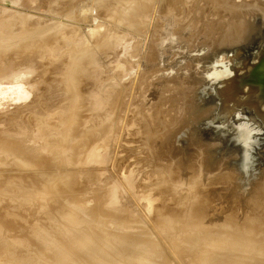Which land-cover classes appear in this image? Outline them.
<instances>
[{"label": "rangeland", "instance_id": "1", "mask_svg": "<svg viewBox=\"0 0 264 264\" xmlns=\"http://www.w3.org/2000/svg\"><path fill=\"white\" fill-rule=\"evenodd\" d=\"M180 1L181 4L183 3L184 5L180 6V4L177 6V4L171 0H152L150 2L149 10L141 13V16H139V23L141 24L142 28L139 31H136L135 29H129L128 26L126 27L123 24V26H121V24L113 23L108 18V15L104 14L106 12L104 10L106 9L100 8L99 11L102 12L97 15V10L95 9V0H0V89L6 94H9L4 97L0 96L1 144L6 143L7 146L10 144L12 145L17 137L22 139L24 138L23 140H27L26 142H28V138H32L34 136L35 139L31 140L33 143H37V147H39L42 136L40 134V136H36L40 130L38 127V130L36 131L35 125H37L36 118L41 120V118H44L43 116H45V122L50 127L49 129L55 130V128H57L56 126L61 123L62 126H58V131L60 133L55 131L52 132V136H58L56 138H59V134L63 135L65 132V124H68L67 117H63L67 116L70 112V94H72V92L77 87V85H74L73 89L66 87V75L63 72L59 73V78L62 79L59 82L57 77H54L56 81L54 78H52V80L49 79L53 83L49 82L48 78L46 79L40 77L39 72H33L34 74H32V70L24 71V76H22L21 71L18 69L20 67L16 68V65H9V63H13L16 60V47L10 44L12 43L18 46L20 50H24L20 53L21 57L24 59H19V61L25 59L28 60L29 57H32L29 60H32L34 66L33 68L37 69V71L48 64L50 70L53 72V69H58V66L62 65L66 61H71L73 58H77L78 56L80 57L81 55L83 58V54L85 52L84 48L88 47L86 50L91 51V56L89 58H84V60H86L84 65L82 66L81 63L79 64L80 69L85 66L88 67L89 72L88 70L86 71L89 74L87 76V83L85 82V85H89L84 89L79 104V113L76 115L78 119L77 117L75 118V120H77V127L71 130L72 135H79L77 141L78 143H76L78 145H74L76 152L75 154L78 155V151L84 150L85 153L87 151L88 154L90 153L91 155L89 154V156L86 154L84 157L85 159L79 155H75L74 167L72 165L74 161H72V163L68 164L67 166H58L55 164V162H51L52 164H45V162H43V166L46 167L43 168L42 163H40L37 165L40 167H34V171L32 172V168L26 167L25 169H22L13 159L9 158V160H5L3 152H0V162H8H6L7 164H0V221L2 220L0 225V264L1 261L2 263L4 262L3 264H28L33 257L35 258L32 260L34 261L33 264H39L38 257L40 256L39 254L41 252V250L37 249V245L41 247L39 240L37 238H33L32 243L28 244L27 246L26 244L23 245V243L19 242V240H23V238L28 239L31 237L30 229L28 228L27 223L33 220H40L44 222L43 226H45L47 229H50L52 225L57 229L61 228V226L65 224L71 225L73 222L80 220V215H75L71 217L70 220L66 219L70 213V206H73L77 202L79 203L77 204L80 208H78L79 211L86 216L91 215V217L88 216V218H92V222L95 221V216L98 214V212H106L108 214L111 213L109 209H114L113 211L120 209L117 211L119 214L116 213L117 216H115L117 219L116 223L122 222L124 224V222L131 219V221L140 220V223L134 224L143 226L145 224L143 222L146 220H143L144 214H142L141 207L145 203V199L148 197L157 198L158 196L154 193L155 186L144 190L142 185L139 184H141L143 181L146 185H152L154 184V181L156 183L157 181L161 180L165 174H159L161 172L164 173V171H159L162 167H165V165H167L166 169L168 167H171L170 169L175 167L174 169H176V167L180 164L181 166L179 165L177 170L178 168L181 169L179 171L180 173L181 171H185L182 172L185 173V175L190 174L192 172L191 170H193L191 173L192 175L195 174L197 170L201 171L202 175L200 176L201 178L203 177L202 181L205 182L202 189L204 192L203 195L207 190L210 189L211 192L215 194V197L217 196L216 199L220 201L219 202L216 199L214 200L213 195L210 197L211 199L213 198V201L211 200V204L207 202V200L206 204L211 205L209 206L211 208L215 207L216 204L221 206L222 209L219 211L221 213V215L219 214V218L223 217V215L225 216L229 212H232V210L235 211V207H237L236 205L239 203L238 205H240V208L238 214L239 216L241 215L239 219V222H241V218L244 216H242V214H247L250 207H252L251 209L256 208L255 206H249L247 209L246 206H248V200H251L252 203L257 200L256 198L259 200L258 195L255 197L253 195V197L256 199L254 200L253 197H251V193H253V189L254 191L257 190L256 192H258L259 187L257 189L256 187L259 186L260 178L264 177V99L262 97L264 94V89L262 85L261 88L259 86L260 89L255 95L254 88L244 84L243 81L246 78L249 80V73H251L254 68L264 61V0H234L240 4L257 3L259 5V9L256 6H253L250 8V11L247 9H242L239 11H234L233 13H227L228 15L225 14V16L223 15L226 12L222 11L221 8H218L216 10L217 13L214 14L212 11V6L208 4L209 6L203 12V17L201 15L202 12H200V9L207 6L204 1ZM86 9L89 11H83ZM80 10L83 13H86L85 16L88 15L87 12L92 13L93 10L95 13L93 12V14H91L92 19L86 23L87 19H82L83 13ZM70 11L72 13V17H67L68 12ZM69 18H73V20L71 21ZM241 18L247 19V23H249V37L246 41L240 42L236 45L227 46V44L223 42L226 39L228 40L231 37L234 38L235 35H237L235 27L231 29V31H227V24L235 25ZM201 19L203 21H199ZM50 24H61L63 26L54 31L52 27H50L53 32H51V29L48 27V31L52 34L48 41L38 45V49H42L43 51H38V54L36 51V56H34L36 58H33V49L27 50L26 46L38 44L39 40L34 39L36 37V32L39 30V28L45 29L44 27H47ZM25 25L29 31H33L35 33L32 35L33 37L25 36ZM61 33L64 37L62 40H58L61 36ZM104 36L110 39L107 47H104V45L101 43V38ZM112 36H114V38H112ZM6 45H9V47L6 48ZM53 49L57 50L56 55L52 54ZM45 50L47 52H45ZM41 52L44 53L42 54ZM58 52H60V55ZM46 55H48V57H46ZM96 55L97 57L95 58ZM92 56H94L93 58L95 59H93V64L91 62ZM11 60L13 61L11 62ZM59 60H63L64 62H60ZM60 70L61 69H59V71ZM33 71L35 70L33 69ZM36 73L38 74V77L36 76ZM25 77H28V80L31 83H33L34 80H37V84L41 83V81H48L50 87L41 93L39 92L40 90L35 91V89H40L39 86L37 88L35 87V89L32 91V84L30 85V88L28 86L30 82H25L28 81L25 79ZM146 79H148V81ZM11 81L20 82H18L19 85H17L18 94L16 92L11 93L8 91V88L12 86L10 83ZM55 82L57 83L55 84ZM143 82H146L147 84H144ZM42 83L39 85L42 86L44 84ZM179 85L184 86L179 87ZM46 87L48 86L46 85ZM142 90H145V92H142ZM161 101H164V103ZM191 104H193V107H190ZM155 105L156 107L157 105L159 106V111H156H161L160 115L163 112V116H160L162 119L159 118V115H156L157 113H154L155 116H152L154 115L152 113L154 112L153 107ZM133 111H140L141 113L143 111L142 115H144V118L145 114L147 117L150 116L151 121L154 124L153 126H155L157 123L156 126L158 127V125L161 124V120L163 119V121H167L166 123L169 126L171 125V121L173 123L174 120L176 124L173 123L174 126L171 125L169 127L170 130L167 129V132L172 131L171 133H167L165 131L167 136L165 135V139H163V141H159L158 138L159 136L161 138L164 137V130L161 133L163 136L159 135L158 138H154L155 140L153 139L154 141L152 142V145L154 146L156 144L155 146L160 148L159 156H155L153 162L152 157L144 153H139L138 155L133 154L134 156L131 155L128 157L129 159H127L126 162L131 163H125L127 167L124 168H127L128 170L126 175L130 177V181L125 185L117 182V176L113 174L111 168L113 167L114 161L116 162V160H121V158L127 155V151H124V149H131L134 148V146L139 145L132 141L133 138L136 139L137 137L131 134L134 132L133 130H138L139 126L137 124H141L138 118L131 119L132 122L129 123V127L128 125L127 127H124V121L126 117H129L130 115L132 116L134 113ZM50 112L55 114V116H51L52 119L46 118V114ZM190 112L194 114L191 115ZM138 114L139 113L136 115ZM156 116L157 119L159 118V120L156 119ZM155 120H157V122ZM158 121H160V123ZM38 126L41 127L40 124ZM42 128L46 129V127ZM59 128L65 129L60 130ZM120 129L121 137L118 138L119 136L115 132H117V130L119 131ZM159 129L161 130L162 128ZM128 130H130L131 133ZM32 133L33 135H31ZM6 138L10 139L7 140ZM12 138H14V140H12ZM102 138H104V140ZM22 139L21 141L20 139L18 141V143L20 142V144H18L19 148H24V142L22 143ZM80 139L81 142L79 141ZM166 139L169 140L166 142ZM96 141L99 142L96 143ZM29 144L30 143L26 145ZM165 144L167 148H164ZM212 144L216 146L213 147ZM86 145L88 146L87 149L85 147ZM121 145H123L125 148ZM89 148L91 151H89ZM8 149H10V146ZM58 149L56 152L60 151V148ZM165 149L167 151H165ZM163 150L165 152H163ZM199 150L202 151L199 152ZM93 151L111 155H108V157L111 158L110 163L103 165V168L107 167L104 170L105 172L103 171V175L100 173L99 175L93 174V176L89 172L85 171V173L82 170L75 169L77 166L76 160H79L80 158L85 163L90 164V158L94 153ZM84 152L82 154H84ZM32 153L34 155L35 152ZM36 154L37 156L41 154V158H44V156L48 155L47 151L45 150H40L38 153L36 152ZM87 155L89 156L88 158ZM178 157L180 160H175V158L178 159ZM200 157H202V161L203 157L205 158V160L202 162L203 164L201 163ZM196 158L197 162L194 161ZM136 159L139 160L136 161ZM174 160L178 162L180 161V163L175 165V163L178 162L174 163ZM187 164H194L195 167L194 165L188 166ZM199 164L202 165L201 170L199 169ZM93 165L90 164L88 167L84 166L87 168L85 170L92 169ZM187 166L193 168H187ZM84 167H82V169ZM39 168H42L47 172H43L41 169L39 171L40 174L37 175L38 177L34 178L35 174L33 175V173H37ZM195 168L197 169L196 172ZM108 169L111 171L110 173ZM81 172H83L84 175L80 174ZM145 172L147 173L145 174ZM214 172L217 175H215ZM203 173L207 174L205 175L207 177H205ZM209 173H213L212 176L217 177L216 181L214 179L215 177H212L214 180L212 178H208L210 175ZM225 173L228 176L230 175L231 178L225 179L228 177L225 175ZM232 173L235 177L232 176ZM18 175H22V178L19 181L23 182H18V184H10V180L17 179ZM31 175H33V178H31ZM58 176L64 178L65 176H69V184L66 183L67 185H64L65 187H63L64 189L62 188V193L59 197V200L56 199V201L59 202L58 205L56 204L57 206L53 205L55 210L50 211L47 215L36 213V211L33 210L32 202H29V205H24L18 204V202L14 201L13 198H8L9 194H7V190L13 195H26L23 192V189L31 188L29 192L32 193V196L34 194L37 195L38 193L45 194V191L48 188L47 185L55 182ZM150 179L152 180L150 181ZM210 181L212 183H210ZM161 182H164V180L162 179ZM227 182L230 184L232 183V185L230 186V184ZM33 183L35 184L33 185ZM60 184L61 182L58 180L55 182V187L59 186ZM217 187L220 190L217 189ZM214 191L216 193L221 191L219 194H222V196H219L223 198L219 197L218 194L214 193ZM80 193L87 194L86 196H83V198H88L90 203L88 202L86 204H82L84 201H78L76 195ZM89 193H94V196H89ZM206 193L209 194L208 191ZM106 197L107 201L105 199ZM202 198H199L200 201H205V199ZM249 198H252L254 201ZM262 198L264 199V194L262 195ZM262 198L259 201H263ZM49 200L50 199L47 201ZM133 200L136 201L135 204L133 203ZM204 201L202 203H205ZM214 202H216L215 205ZM226 202H228V205H226ZM252 203L249 202L250 205ZM254 203L257 204V202ZM100 205H102V207ZM124 205L126 208H123L125 207ZM106 208H108V210H105ZM123 209L126 211V213L123 211ZM251 209L250 211H253ZM176 214H178V212H175V215ZM8 215L12 216L9 217ZM185 215L186 214H183V216L178 219L181 224L187 221V215ZM4 216H6V220H3ZM162 219L164 220V218ZM99 220H103V218H100ZM243 220L245 221L247 219ZM122 223H120L121 227H123ZM236 223L232 224L231 229L229 227L228 231L229 233L231 232L233 234L236 232L237 236L243 238L245 233L235 231V228H237L236 225L238 224ZM181 224H179V227L176 228L177 231L182 228ZM125 226L126 225H124V228ZM78 227L80 230L71 236V246L73 247L71 251H73V254L79 252L81 249L78 244H80L82 239L77 235H79L80 232L85 229L81 223L78 224ZM116 227L109 229V231H118V229L116 230ZM217 228L221 229V227H215V229ZM196 230L193 231L195 232ZM148 231L150 232V230ZM189 231L191 230L189 229ZM189 231L188 233H190ZM257 234L259 235V233ZM236 235L234 236L238 241L239 237L237 239ZM120 237H123V235ZM244 237H246V235ZM14 238L18 242L13 243L12 239ZM241 238L239 239L240 241H242ZM255 239L257 240V237L254 238V240ZM246 240L247 239L243 241L246 242ZM35 248L37 250H34ZM241 248L238 249V253H244L246 248H243V250L240 251ZM255 248L258 249V247ZM56 252V250L49 251L46 257H51L49 259H54ZM214 253H216V251ZM255 253L259 252L256 251ZM12 255L14 256L12 257ZM233 258L234 260H231L232 263H236L237 260L235 257ZM263 258L264 256L260 255V260L258 259L259 262L256 261V259H254V261H250L248 259L249 261H246L245 263L252 264L254 262V264H262L260 262L264 261ZM32 261L30 264H32ZM40 262L42 261L40 260ZM76 263L92 264L91 261L87 259H84L80 262H72L71 264ZM158 264L173 263L162 259L158 262ZM236 264H238V262Z\"/></svg>", "mask_w": 264, "mask_h": 264}, {"label": "bare ground", "instance_id": "2", "mask_svg": "<svg viewBox=\"0 0 264 264\" xmlns=\"http://www.w3.org/2000/svg\"><path fill=\"white\" fill-rule=\"evenodd\" d=\"M151 1L152 0H98V1L95 0V6H96L95 9L97 10V13H96L97 15H99V13L102 12V11H99L100 8L106 9V10H104V11H106L104 14L108 15V18L113 23L121 24V26L125 25L126 27L128 26L129 29L131 28L132 30L135 29L136 31H139L142 28L141 24L139 23V16H141V13H144V12H146V11L149 10V6H150V2ZM171 1L174 2L175 4H177V6L181 4V1L180 0H171ZM202 1H204L205 4L207 5V6H205V8L200 9V12H202L201 13L202 17H203L204 10H206V8L209 6L208 4H210L212 6V11L214 12V14L217 13L216 10L218 8H221L222 11L226 12V13H224L223 16H225V14H227V13L228 14L229 13H233L234 11H239V10H242V9H247V10L250 11V8L253 7V6L254 7L256 6L259 9V5L257 3L240 4V3L235 2L234 0H202ZM182 5H184V4L182 3L180 6H182ZM92 7H94V6H92ZM90 9L92 10L91 7H90ZM94 10H93V12H94ZM83 11H89V10L86 9V10H83ZM93 12L92 13L91 12H87L88 15H86V16H85L86 13H83L82 12L83 13L82 14V19L83 20H86L87 19L86 20V23H87V21H90L92 19V15L91 14H93ZM71 14H72L71 11L68 12L67 17H72ZM23 19H25V18H23ZM69 19H71V21L73 20V18H69ZM199 21H203V20L201 19ZM80 23H81V21H80ZM62 26L63 25H61V24H54V25H51L50 24L47 27L45 26L44 27L45 29L39 28V30L35 34L33 31H29V29H27V27L25 25V32H26V35L25 36H31V37H33L32 35L35 34L36 37L34 39L35 40L36 39L39 40V43L38 44H32V45L26 46L27 47V50L33 49V52H32L33 53L32 54L33 58H36V57H34V56H36V53H35L36 51H37V54H38V51H41L42 50V49L41 50L38 49V47H39L38 45L40 43H43V42L48 41V39L50 38V36L52 34V33H50L48 31V27H49V29H51L50 27H52V29L54 31L56 29L61 28ZM227 26H228L227 31H229V30L231 31V29H233L235 27L236 34H237V35H235L234 38L231 37L230 39H228V40L226 39L223 42V43H226L227 46L236 45V44H238L240 42H243V41H246L248 39V37H249V23H247V19H245V18L242 19L241 18L237 24H235V25H233V24H231V25L227 24ZM52 29H51V32H53ZM63 37L64 36H62V33H61V36L59 37L58 40H62ZM112 38H114V36H112ZM101 40H102L101 43L104 45V47L105 46L107 47L108 43L110 42V39H108V37L104 36V37L101 38ZM10 45H13L14 47H16V49H15V58H16V60L13 63H9V65H12V66H15L16 65L15 66L16 68L17 67H20L18 69L21 71V75L22 76H24V71L32 70V74H34L33 72H39L40 77L46 78V79L48 78V81L49 82H51L49 79L52 80V78H54V77H57L58 78L57 80L59 82L60 80H62V79L59 78L60 77V74L59 73L63 72L66 75L65 76V78H66L65 79L66 87H69L71 89H73V86L74 85H77V87L72 92V94H70L71 95L70 112H69V114L67 116H64L63 117V118L67 117L68 124H65V128L66 129L65 128H63V129L59 128L60 130H64L65 129V132H64L65 135L64 134L63 135L59 134V138H56L58 136H56V137L55 136H52V132L53 131H55L57 133H60L58 131V126L61 127L62 125H61V123L58 124L56 126L57 128H55V130L54 129H49L50 127L45 122V116H43L44 118H41V120H39V119L36 118L37 125H35L36 126V131L38 130V127H39V130H40V132H38L36 136H38L39 134L42 136L41 143H40V146L39 147H37V143H33V141H32L33 139H35L34 136L32 138L29 137L28 138V142H26L27 141L26 139H25L26 141H24L23 140L24 138L22 139V138H18L17 137L18 140L15 139V141L13 143L11 141L14 140V138H12V140L9 141V142L12 143V145L11 144L9 145V142H8V145L10 146V149H8L9 146H7L6 143H4V144L2 143L3 145L0 143L1 144V146H0V152L1 153L3 152V154L5 156V160H7V159L9 160V158L10 159H13L14 161L17 162V165L20 166L22 169L23 168L25 169L26 167L32 168V170H31L32 172L34 171V167L36 168V166L38 164L42 163V166H43L44 165L43 162H45V164L46 163H51V162L54 163L55 162V164H57L58 166L59 165L60 166H64V165L67 166L68 164L72 163V161H74V163L72 164L73 167H74L75 166L74 157L76 155L75 154L76 152H75V146L74 145H78L76 143H78L77 141H78L79 135H76L74 133H73L74 135H72L71 130L72 129H75L77 127L76 126V124H77L76 121L77 120H75V118L77 117L76 115L79 113V106H80L79 104H80V101H81V98H82L83 91L89 85V84H87V86L85 85L87 76L89 74L88 73L89 72L88 67L85 66L87 68L86 69L85 67H82V66L84 65V62H86V60H84V58H89L91 56V51L86 50L88 47L87 48H84L85 52L83 54V58H82V55H81L80 57L78 56L77 58H73L71 61H68V62L66 61L62 65H59L58 66V69H53L54 70L53 72L50 70L48 64L45 65L43 68L38 69V71H37V69L33 68L34 66H33L32 60H29L32 57H29L28 60L25 59V60H22V61L20 60L19 61V59H24L20 55V53L22 51H24V50H20L18 46L14 45L12 43ZM50 46H52V45H50ZM8 47H9V45H6V48H8ZM53 47H56V46H53ZM57 49H58V47H57ZM73 50H74V48H73ZM45 52H47V51L45 50ZM56 53H57V50L56 49H53L52 54L53 55H56ZM72 53H73V51H72ZM58 54L60 55V52H58ZM39 57H40V55H39ZM46 57H48V55H46ZM93 57L94 56H92V61H91L92 64H93V59H94ZM96 57H97V55L95 56V58ZM54 58H53V60H54ZM37 59H39V58H37ZM12 61L13 60H11V62ZM55 61H57V60H55ZM62 61H60V62H62ZM94 62H96V61H94ZM54 63H56V62H54ZM80 63L82 64L81 67H82L83 70L80 69V67H79V64ZM42 66H43V64H42ZM50 67H51V65H50ZM33 69L35 71H33ZM59 69H61V70L59 71ZM86 70H88V72ZM75 72H76V74H75ZM0 75H1V73H0ZM36 76L38 77V74L37 73H36ZM28 77L27 78L25 77V79L28 80ZM25 79H24V81H25ZM54 80H55V78H54ZM146 80L148 81V79H146ZM19 81H11L10 83L12 84V86L8 88V91H10L11 93H15V92L17 93L18 92L17 91V85H19V83H20ZM36 81L34 80L33 83H31L29 80L28 81H25V82H27V83L30 82L28 84L29 87L32 84L31 85V87H32L31 90L32 91H33V89H35V87L37 88L39 86L40 89H35V91L36 90L37 91L40 90L39 91L40 93L41 92H44L45 89H48L50 87L49 84H48V81H46V82L45 81H41V83L42 82L44 83V84L42 83L43 84L42 85L43 87L40 86L41 83H39L40 84L39 85V84L36 83ZM51 83H53V82H51ZM56 83L57 82H55V84ZM106 83H108V82H106ZM46 85L48 87H46ZM180 85H181V83H180ZM180 85H179V87H183L184 86V85L183 86H180ZM136 90H135V92H136ZM142 92H145V90L144 91L142 90ZM183 92H184V90H183ZM7 95H9V94H6L5 92H3L0 89V96H3L4 97V96H7ZM35 96H38V95H35ZM98 100H99V97H98ZM32 102H33V100H32ZM161 102L164 103V101H161ZM175 102H176V100H175ZM136 103H137V101H136ZM158 107H159L158 105H157V107H156V105L153 107L154 108V110H153L154 112L152 114H154V113L156 114L157 113L156 115H159V118L162 119V117H160V116H163L162 115L163 112L160 115L161 111L160 112H157L156 111V110H158ZM160 107H161V105H160ZM190 107H193V104H191ZM190 109H192V108H190ZM143 111H142V113H143ZM126 112H127V110H126ZM136 112L139 113V114L136 115L137 114ZM136 112H134L132 116L131 115L130 116L128 115L129 117H126L125 121L124 120L123 121L125 123L124 127H127V125L129 127V125H130L129 123L132 122L131 119H133V118H138V120L141 122V124H137L139 126L138 130H136V131L133 130L134 131L133 133H131V131L128 130V131H130V133L132 135H134L135 137H137L136 139L133 138L132 141L135 142V143H137V144H139V145H136V146H134V148H131V149H129V148L124 149V151L125 150L127 151V155H125V157L121 158V160H118V161L115 159L116 158L115 157L114 159L116 160V162L114 161L113 167L111 168V171L113 172V174L115 176H117V178H116L117 182L118 183H121V184H125V185H126V183H129V181H130V177L126 175L128 173V170H127V168H124V167H127L125 165V163H131V162H126L127 159H129L128 157L131 156V155H133V154L134 155H138L139 153L140 154L141 153H144L146 155L151 156L152 159H153L152 160V162H153L155 156H157V157L159 156V149H160L157 146H155L156 144L154 146L152 145V142L155 140L154 138H158L159 135H162L161 133L164 130V132H163L164 133L163 134L164 137L161 138L159 136V138H158L159 141L160 140L163 141V139H165L166 132L168 130H170L169 127L171 125L174 126L173 123H175V120H174L173 123L171 121V125L169 126L166 123L167 121H163L164 120L163 119V120H161V124L158 125V127L160 126L159 128H162L160 130L156 126L157 123H156L155 126H153L154 124L152 123L150 116L147 117V115L145 114V118L147 117L145 119L144 118V115H142V113L140 111L139 112L136 111ZM191 112H192V110H191ZM191 112H190L191 115L194 114V113H191ZM155 114L152 115V116H155ZM51 116H55V114L53 112L52 113L50 112V113H47L46 114V118L52 119ZM159 118L157 119V116H156V119L157 120H159ZM77 119H78V117H77ZM157 120H155V121L157 122ZM158 122L160 123V121H158ZM39 124L41 125V127L38 126ZM42 127H46V129H44ZM120 132H121V129L119 131L117 130V132H115L119 136L118 138L121 137ZM171 132H167V133H171ZM113 134H111V135H113ZM31 135H33V133ZM25 138H26V136H25ZM83 138H81V139H83ZM118 138H117V141H118ZM6 139L8 140L10 138H6ZM19 139H20V141L22 139V143L24 142V144H23L24 146L22 145L24 148H19L18 147L19 146L18 144H20V142L18 143ZM81 139L79 140L80 142H81ZM95 139H97V138H95ZM102 139L104 140V138H102ZM168 140L169 139H166V142ZM127 141H129V140H127ZM97 142H99V141H96V143ZM25 143L26 144L30 143V144L29 145H26ZM113 143H114V141H113ZM162 143H165V142H162ZM101 144H103V143H101ZM87 145L85 146L86 149L88 148ZM100 146H102V145H100ZM121 146H123V145H121ZM201 146H203V145H201ZM214 146H216V145H213V147ZM58 148H60V151L56 152ZM90 148H89V151H91V149H93V148H91V149ZM164 148H167L166 147V144L164 145ZM40 150L47 151L48 155L44 156L45 159L43 157H42L43 159L41 158V156H40L41 154H39L37 156L36 152L38 153ZM96 150H97V148H96ZM82 151L84 152V150H82ZM82 151H78V155L84 158L85 155L88 154V152L86 151V153L84 152V154H82L83 153ZM165 151H167V150L165 149ZM165 151L163 150V152H165ZM200 151H202V150H199V152ZM32 152H35L34 153L35 156L33 155ZM93 152L94 153H93V155L90 158V164L91 165L94 164L95 167L93 165V167L91 166L92 169L85 170L87 168H85L84 166L88 167V166H90V164L89 163H85L80 158L79 160H76L77 161V166H76L75 169L82 170L83 172H85V171L86 172H89L92 175L93 174L99 175L100 173H102V175H103V173L105 172L104 170L107 168V167L106 168H103V165H106V164L110 163L111 158H109L108 155L109 156H111V155L110 154L106 155L105 153L103 154L101 152H95V151H93ZM154 152H155V154H154ZM199 152H198V155H199ZM201 153H203V152H201ZM78 155H76V156H78ZM88 155H87V158L91 154L89 156ZM181 156H182V154H181ZM200 156H201V154H200ZM197 158H199V157H197ZM197 158L194 161L197 162ZM201 159H202V157H200V160ZM137 160H139V159H136V161ZM171 160H173V159H171ZM175 160H180V159L178 157V159L175 158ZM175 160H174V163L175 162H178V161H175ZM204 160H205V158L203 157V161ZM203 161L201 160V163ZM6 162L7 161H5V163ZM5 163H4V161H1L0 162L1 165L2 164H5ZM179 163H180V161L178 163H175V165L176 164L178 165ZM87 164H89V165H87ZM189 164H190V162H189ZM179 165L177 167H179ZM191 165H188V166H191ZM188 166H187V168H191V169L193 168V167H188ZM199 166H200L199 169L201 170L202 169V165L199 164ZM15 167H16V165H15ZM37 167H40V166H37ZM44 167H46V166H43V168ZM82 167H84V168L82 169ZM128 167H130V166H128ZM166 167H167V165H165V167H162L161 170L159 171V172L164 171V173H162V172L159 173L158 172L159 174H165V176L162 177V179L164 180V182H161L162 179L159 180V181H157L155 179L157 182L155 183V181H154V184H152V185H146L145 182H143V181H142L141 184L138 183L139 185H142V188L144 190H146L147 188L150 189L151 187L155 186L154 193H155V195L158 196L157 198L148 197L147 199H145V203L142 205V207L144 209L141 207L142 214H144L143 215L144 216L143 217V220L144 219L146 220L145 222H143V223H145L143 226H138V225L134 224V223H140V220L139 221H133V220L131 221V219H130L129 221L127 220L126 222H124V224L122 222H120V223L123 224L122 225L123 227H121L119 222L116 223L117 219L115 218V216H117V214H119V212L117 213V211L120 210L119 208H118L119 210H117V211L115 210L116 212L113 211L114 209L113 210L109 209V211H111V213H108V214L106 212H103V213H99L98 212V214L96 213L97 214L96 216L94 214H92V215L95 216V221L92 222L93 221V220H91L92 218H88V216L91 217V215H87L86 216L82 212L79 211L80 208L77 205L79 203L77 202L73 206L72 205L70 206V213L66 217V219L67 220H70L71 217H73L75 215H80L79 216V219L80 220H77V221L73 222L71 225H66L65 224V225L61 226V228H58V229L55 226H53V225L50 227V229H47L45 226H43L44 222H42L40 220L39 221L38 220L30 221L27 224H28V228L30 229L31 237H29L28 239H24L23 238V240H19V242L20 243H23V245L26 244V246H27L28 244H31L32 243L33 238H37L39 240V242L41 244V247H42L41 248L39 245H37L38 247L36 246L37 249L41 250V252L39 254L40 256L37 255V256H39L38 257L39 264H71L72 262H80V261H83L84 259L90 260L92 264H158V262L160 260H162V259L163 260H168L169 262H172L173 264H236L237 262H238V264H244L246 261H249V260L250 261H252V260L254 261V259H256L257 257L258 258L256 259V261L259 262L260 255L261 256H264V241H263V239H264V204H263L264 199L262 198V195L264 194L263 193L264 192V188H263L264 187V177L262 176L263 178H260V180H259V186L256 187V189L259 187L258 188V192H256L257 190L254 191V189H253V193H251L252 195L250 194L251 197H253V195H254V197L258 195L259 196V200H261V198H262L263 201H259L258 198H256L257 199L256 200L254 197H253V199L256 200V201H254L252 198H249V199H252L254 202H257V204H255L254 202L252 203L251 200L250 201L248 200L247 201L248 202L247 203L248 206H246L247 209H248L249 206H255L258 209H256L255 207H253L255 209H251L252 207H250L249 210H248V212H247V214L245 212H243L245 214H242V216L243 215L244 216H243V218H241V222H239V219H240V216L241 215L239 216V214H238L239 208H240L239 207L240 205H238L239 204L238 202H237L238 204L236 205L237 207H235V211L232 210V212H229L225 216L222 214L223 217H220V218H219V216L221 215V213L219 211H221V209H222L221 206L219 204H216L215 207H212L211 208V207H209L211 205L206 204L207 202H209L211 204V200L213 198L215 200L217 196L215 197V194H213L210 189L207 190V191H208L209 194H212V195L207 194L206 193L207 191L205 192V194L208 195V196H206L205 194H204L205 196L203 195L204 192H203L202 189L204 187V183L205 182L202 181V178L203 177L201 178V176H200V175H202V172L201 171H199V170H197L195 168V172L197 170L196 173H199V172H201V173H199V174H196L195 173V174L192 175L191 173L193 172V170H191L192 172L190 174L185 175V173H182V172H185V171H181V173H180L179 171L181 169L178 168V170H177V167H176V169H174L175 167H173V164H172V167H173L172 169H170L171 167L170 168L168 167L166 169ZM194 167H195V165H194ZM164 168H165V170H164ZM41 169L42 168H39L38 171H37V173H33V175L35 174L34 175V178L35 177L36 178L38 177L37 175L40 174L39 171ZM21 171H24V170H21ZM41 171L47 172V171H44V169H42ZM108 171H109V173L111 172L109 169H108ZM188 171H189V169H188ZM83 172H81L80 174H83L84 175ZM25 173H27V172H25ZM25 173H23V174H25ZM146 173L147 172H145V174ZM263 173H264V170H263ZM26 175H29V174H26ZM33 175H31L32 176L31 178H33ZM153 175H154V173H153ZM205 175H207V174H204V176ZM212 175H213V173L210 174L208 176V178L211 179L212 177H215L214 179L216 181V178L217 177L216 176H212ZM215 175H217V174L215 173ZM225 175H226V173H225ZM226 176H228V175H226ZM232 176L235 177L234 174ZM17 177L18 178L15 179V180H10L9 183L10 184H13V183L18 184V182H23V181H19L22 178V175H18ZM205 177H207V176H205ZM229 178H231L230 175L228 177H226L225 179H229ZM152 179H150V181ZM58 180H59V182H61V184L59 186H57L59 188L55 187V182H57ZM231 181H233V180H231ZM55 182H53L52 184H48L47 185L48 188L45 191V194L38 193L37 195L34 194L32 196L31 195L32 193L29 192L31 188L23 189V192L26 195H18V194L13 195L11 192H8V190H7V194H9V197L8 198H10V199L13 198L14 201H17L18 202V204H24V205L28 204L29 205V202H32L33 210L36 211V213H42V214H46L47 215L50 211L55 210L54 209L55 207H53V205L54 206H57L58 205V202L59 201L57 202L56 199L59 200V197H60V195L62 193V188L65 187L67 184H69V176H65V178L64 177H61V176L60 177L58 176L56 178ZM210 183H212V182L210 181ZM227 183H229V182H227ZM257 183H258V181H257ZM34 184L35 183H33V185ZM119 185H115V186H119ZM231 185H232V183L230 184V186ZM120 186H122V185H120ZM136 187H135V189H136ZM207 187H208V185H207ZM228 188H230V187H228ZM124 189H125V187H124ZM217 189H219V188L217 187ZM201 191H202V193H201ZM93 192H95V191H93ZM214 193H216V192L214 191ZM219 193H221V191ZM219 193H216V194H218V196L219 195L222 196V194H219ZM93 194L89 193V196H94ZM86 195L87 194H84V193L81 194L80 193V194H78L76 196H77L78 201H80V202H83L84 201L82 204H86V203L89 202V199L88 198L87 199H86V197L83 198V196H86ZM213 195H214V197L211 199L210 197L213 196ZM221 196H219V197H221ZM4 197H5V195H4ZM112 197H113V195H112ZM80 198H82L83 200L80 199ZM199 198L200 199L201 198L202 199H205V201L203 200L205 203H202L203 201H200ZM221 198H223V197H221ZM48 199H50V200L47 201ZM105 199L107 201V197ZM135 200H133L134 202L132 201L134 204L137 201V200L136 201ZM206 200H207V202H206ZM217 201H219V200H217ZM249 202L252 203V204L250 205ZM102 203H104V202H102ZM215 203L216 202H214V205H215ZM18 204H17V206H18ZM102 205H104V204H102ZM102 205H100V206L102 207ZM226 205H228V202H226ZM232 206H230V207H232ZM137 207H138V205H137ZM123 208H126V206L123 207ZM241 209H242V206H241ZM250 209L253 210V211H250ZM105 210H108V208H106ZM121 210H122V208H121ZM123 211H124V209H123ZM124 212L126 213V211H124ZM175 212H178V214L175 215ZM5 214H6V212H5ZM183 214H186L187 215V216L185 215L187 221L185 223L183 222V224H181L178 219L181 218L183 216ZM6 216H7V214H6ZM6 216H4L5 218L3 217V220L4 219L5 220L7 219ZM11 216H9V217H11ZM100 218H103V220H99ZM162 218H164V220ZM243 219H247V220L244 221ZM128 222H130V223H128ZM1 223H2V220L0 221V225H1ZM79 223H81L82 226L85 229L82 232H80L79 235H77V236H79V238L82 239V241L80 242V244H78V246H80L81 249L79 250V252L73 254V251H71L73 249V247L71 246L72 245V243H71V236L73 234H75L78 230H80L79 227H78V224ZM234 223L237 224V225L235 224L236 227H237V228H235L236 229L235 231H237V232L238 231L243 232V233H245L246 237L249 238L248 239V238L244 237L245 236L244 234L239 233V234L244 235L243 238L247 239L246 242L243 241L245 239L237 236L236 235L237 234L236 232H234V234L230 232L232 235L229 233V231H228L229 230V227L231 229V226ZM179 224H181V227L182 228H180V230L177 231L176 228L179 227ZM124 225H126L125 228H124ZM238 225H239V227H238ZM217 226L218 227H221V229H218V228L215 229V227H217ZM114 227H116V230L118 229V231L110 232L109 229L114 228ZM195 227L197 228V230H196ZM189 229L191 231H189ZM148 230H150V232ZM193 230H196V231L194 232ZM188 231L190 233H188ZM257 233H259V235ZM122 235H123V237H120ZM234 235H236L237 239H238V237H239V239L241 238L242 241H240L239 239L237 241ZM231 236H233V237H231ZM255 236L257 237V240L256 239L254 240V238H256ZM12 240H13L12 241L13 243L18 242L15 238L12 239ZM2 244H4V243H2ZM37 244H38V242H37ZM15 246H17V245H15ZM241 247L246 248L245 251H244L245 254L247 253L246 255L243 252H241V253L239 252L238 253V249L241 248ZM255 247H258V249L255 248ZM243 248H241L240 251H242ZM254 248H255V251H254ZM14 249H13V251H14ZM37 249L35 248L34 250H37ZM53 250H56L57 251L56 252V255L54 256V259H49L51 257L47 258L46 256H47L48 252L49 251H53ZM236 250H237V252H236ZM29 251H31V250H29ZM215 251H216V253H214ZM256 251H258L259 253H255ZM35 252H37V251H35ZM70 254H73V255H70ZM33 255H34V253H33ZM0 256H1V254H0ZM13 256L14 255H12V257ZM243 256H244V258H243ZM245 256H247V257H245ZM12 257H10V258H12ZM233 257H235V259L237 260V262L234 261L236 263H232L231 260L232 259L234 260ZM33 259H35V258L33 257L32 260ZM40 260L42 262H40ZM263 260H264V258H263ZM31 261H30V263H31ZM33 262L34 261H32V264H33ZM258 262H256V263H258ZM263 262L264 261H262L260 263L264 264ZM3 263L1 261V264H3ZM30 263H28V264H30ZM76 264H81V263H76ZM252 264H254V262Z\"/></svg>", "mask_w": 264, "mask_h": 264}, {"label": "water", "instance_id": "3", "mask_svg": "<svg viewBox=\"0 0 264 264\" xmlns=\"http://www.w3.org/2000/svg\"><path fill=\"white\" fill-rule=\"evenodd\" d=\"M253 71V72H252ZM250 74L249 80L246 78L244 79V84L249 85L250 87L254 88L255 95L257 94V91L261 88V85L264 89V61L258 65L254 70H252ZM260 86V88H259ZM264 99V94H263Z\"/></svg>", "mask_w": 264, "mask_h": 264}]
</instances>
